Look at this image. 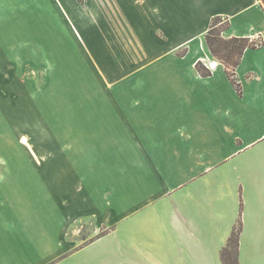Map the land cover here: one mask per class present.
Masks as SVG:
<instances>
[{"label": "crops", "instance_id": "0c3cea01", "mask_svg": "<svg viewBox=\"0 0 264 264\" xmlns=\"http://www.w3.org/2000/svg\"><path fill=\"white\" fill-rule=\"evenodd\" d=\"M77 3L46 0L42 9L62 11L82 25L84 20L74 12L81 13ZM93 3V26L97 21H111L102 11L111 4L110 14L119 11L129 30L134 27L132 14H142L143 30L148 34L146 43L141 38L143 48L132 43L131 55L127 53L120 60V73L109 65L112 60L108 57L103 59L106 64L94 62V53L93 59L91 54H85L90 56L88 65L78 62L75 124L86 125L87 140L104 143L103 157L132 161L129 170H124L125 164L116 172L124 183L131 179L130 186L137 193L133 200L145 197L150 209L151 249L140 255V262L131 259L117 264H226L222 253L239 222L238 264H264V44L243 52L235 69L242 86L240 94L225 64L215 60L205 40L214 16L229 20L223 37L264 39V2ZM85 24L90 27L86 21ZM84 43L80 40L79 44ZM181 50H186L182 56ZM198 62L206 66L215 62L209 67L212 74L202 75L196 68ZM87 74L100 80L84 85L86 91L80 90L79 78ZM8 165L4 164L6 168ZM79 184L83 191L75 193V198H80L72 215H82L84 220L91 216V201L105 205L98 198L91 199L92 187L108 191L107 195L101 193L107 203L114 190L104 186L89 168L72 172V190ZM139 207L137 204L126 215L134 216ZM100 213L108 216L107 222L111 221L112 213ZM119 221L107 226V235ZM3 230L9 231V227ZM2 237L3 233L0 264H16ZM31 247L29 260L17 251L25 264H33L36 256L40 258V246L38 250Z\"/></svg>", "mask_w": 264, "mask_h": 264}, {"label": "rangeland", "instance_id": "374dc122", "mask_svg": "<svg viewBox=\"0 0 264 264\" xmlns=\"http://www.w3.org/2000/svg\"><path fill=\"white\" fill-rule=\"evenodd\" d=\"M93 1L77 0L81 13L74 10L75 16L84 20L79 25L62 11L42 9L46 0H0V216L4 215L0 236L3 233L1 239L16 264H25L22 252L30 259L32 245L41 250L33 264L140 262V255L151 249L147 200H133L137 193L130 186L131 179L124 183L116 172L125 164L124 170H129L132 161L103 157L104 143L87 140L86 125L75 124L78 65L90 61L85 54L93 59L94 53L99 65L106 64L103 59L108 57L109 65L120 73V60L131 55L132 43L143 48L141 38L146 43L148 34L143 30L142 14H132L134 27L129 30L119 11L110 14L111 4L102 10L111 21H97L93 26ZM80 40L85 43L79 44ZM204 66L210 67L209 63ZM97 77L79 78L78 88L86 91L84 85L99 81ZM76 168L93 169L98 180L114 190L107 203L101 193L108 191L92 187L91 199L98 198L105 205L91 201V216L85 221L82 215H72L80 198L75 193L83 191L80 184L76 190L71 188ZM101 169L109 170L111 176ZM137 204L139 212L126 215ZM102 211L113 214L111 221H106L108 216ZM113 221L119 222L107 235ZM7 227L9 231H4Z\"/></svg>", "mask_w": 264, "mask_h": 264}, {"label": "trees", "instance_id": "16d2710c", "mask_svg": "<svg viewBox=\"0 0 264 264\" xmlns=\"http://www.w3.org/2000/svg\"><path fill=\"white\" fill-rule=\"evenodd\" d=\"M264 1V0H263ZM224 21L222 16H214L209 30L205 33V40L210 52L225 64L226 70L232 80V84L236 90L242 94L241 82L237 79L235 69L240 64L241 57L246 48H258L264 44L263 38L256 40L250 37H229L223 38L221 33L226 30L230 23L228 18L223 22V26L219 27ZM260 39V40H259ZM186 51L183 52V55ZM182 56V55H181ZM198 71L204 75H211V70L203 65L202 62L196 64ZM241 222L235 226L230 240L222 253V259L226 264H238L237 254L240 240Z\"/></svg>", "mask_w": 264, "mask_h": 264}, {"label": "bare ground", "instance_id": "6f19581e", "mask_svg": "<svg viewBox=\"0 0 264 264\" xmlns=\"http://www.w3.org/2000/svg\"><path fill=\"white\" fill-rule=\"evenodd\" d=\"M213 63H214V62H213ZM213 63L210 65L211 67H213V65L215 64V63H214V64H213ZM22 142H23V143L27 142L26 138H23V139H22Z\"/></svg>", "mask_w": 264, "mask_h": 264}, {"label": "built area", "instance_id": "2783aa9c", "mask_svg": "<svg viewBox=\"0 0 264 264\" xmlns=\"http://www.w3.org/2000/svg\"><path fill=\"white\" fill-rule=\"evenodd\" d=\"M211 64H209V66H210ZM211 67V66H210Z\"/></svg>", "mask_w": 264, "mask_h": 264}]
</instances>
